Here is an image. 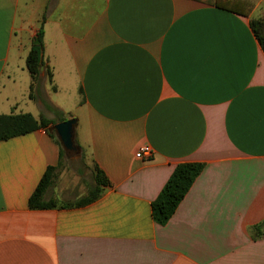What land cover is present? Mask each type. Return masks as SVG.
Listing matches in <instances>:
<instances>
[{"label":"crops","instance_id":"0c3cea01","mask_svg":"<svg viewBox=\"0 0 264 264\" xmlns=\"http://www.w3.org/2000/svg\"><path fill=\"white\" fill-rule=\"evenodd\" d=\"M214 2L0 0V116L76 119L77 152L110 181L91 204L31 209L60 146L45 129L0 142V264H264V0ZM44 19L56 91L32 100ZM183 163L204 169L158 225L152 204Z\"/></svg>","mask_w":264,"mask_h":264},{"label":"trees","instance_id":"16d2710c","mask_svg":"<svg viewBox=\"0 0 264 264\" xmlns=\"http://www.w3.org/2000/svg\"><path fill=\"white\" fill-rule=\"evenodd\" d=\"M223 1L224 0H215L214 5L218 8L241 14L239 13V10L224 4ZM229 3L238 4L244 2L229 1ZM251 7L252 6L250 5L248 12L250 11ZM44 22L45 19L38 32L32 39V46L26 59V67L32 78V84L30 86L29 93V98L32 100H38V98L45 96V83L51 84L52 90L56 91V87L53 83V72L50 70V68H46L44 75H41V68L45 67ZM252 27L264 50V20L254 21ZM45 104L47 105L46 102ZM47 107L50 108V110L52 108L49 104ZM58 112L59 111L56 113L58 114ZM56 117H58V115H56ZM63 121H66V118L60 117L58 120H55L42 115L39 119H37L30 113L0 116V142L7 141L14 137L26 135L40 129H45L60 146V162L57 167L48 168L38 188L29 200V206L31 209H49L55 208L58 205L61 207L85 206L100 199L105 188L110 186V181L105 173L98 167H94V187L89 191L88 196L84 197L76 204H55L52 201H46L45 194L53 185L56 173L63 165V161L69 153L63 148L59 138L56 135V131L53 129L57 123ZM75 145L78 147L77 143H75ZM84 154L85 153L83 151V155ZM203 169L204 164L202 163H183L176 167L158 198L152 204V217L158 225L165 226L168 224L194 185L196 179L202 173Z\"/></svg>","mask_w":264,"mask_h":264},{"label":"rangeland","instance_id":"374dc122","mask_svg":"<svg viewBox=\"0 0 264 264\" xmlns=\"http://www.w3.org/2000/svg\"><path fill=\"white\" fill-rule=\"evenodd\" d=\"M44 93H47L46 90ZM46 98L53 103H56V101L59 100L69 108L74 106L73 104L77 100L76 96L75 99H72L69 97L68 93H66V95L64 93L58 95L48 93ZM46 114L50 115L47 112ZM55 115H58L59 118L64 117L62 113L57 114L55 112ZM56 120H58V118H56ZM67 152L69 153L64 159L63 165L57 171L55 184L49 189V192L50 190L52 191L54 187L60 186L67 191L62 192L59 196L51 195L50 199H46V201H52L55 204H76L78 201L88 196L89 191L94 187V180L90 170L91 168L88 166L90 163L89 155L87 153L83 155L81 152L77 151Z\"/></svg>","mask_w":264,"mask_h":264},{"label":"water","instance_id":"95a60500","mask_svg":"<svg viewBox=\"0 0 264 264\" xmlns=\"http://www.w3.org/2000/svg\"><path fill=\"white\" fill-rule=\"evenodd\" d=\"M44 67L41 68V75H44ZM77 124L76 119H69L56 124L53 129L56 131L57 136L66 151H78L75 146L74 131Z\"/></svg>","mask_w":264,"mask_h":264},{"label":"built area","instance_id":"2783aa9c","mask_svg":"<svg viewBox=\"0 0 264 264\" xmlns=\"http://www.w3.org/2000/svg\"><path fill=\"white\" fill-rule=\"evenodd\" d=\"M151 156H152V149L149 146L141 147L136 153V157L142 160L150 158Z\"/></svg>","mask_w":264,"mask_h":264}]
</instances>
